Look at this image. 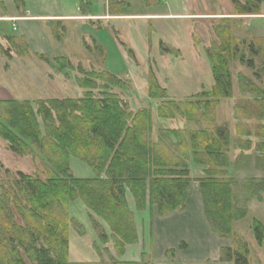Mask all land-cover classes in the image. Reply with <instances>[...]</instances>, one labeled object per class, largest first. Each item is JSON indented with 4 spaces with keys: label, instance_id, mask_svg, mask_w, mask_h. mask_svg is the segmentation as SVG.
I'll use <instances>...</instances> for the list:
<instances>
[{
    "label": "rangeland",
    "instance_id": "374dc122",
    "mask_svg": "<svg viewBox=\"0 0 264 264\" xmlns=\"http://www.w3.org/2000/svg\"><path fill=\"white\" fill-rule=\"evenodd\" d=\"M15 1L18 0H4L6 3L0 4V7H7L10 3V6L15 8ZM35 3L46 13H75L78 18L74 21H55L46 27L30 24L28 31L32 33L30 36L33 38L31 41L27 40L28 46L22 39V60H18L20 65L14 64L11 68L8 61L0 63V90L5 95H11L14 88L8 81L3 83L2 79L4 70L10 72V68L13 72L11 78L18 81L22 77L20 98H32L27 101L34 110L40 100L78 99L86 91H92L95 97L99 98L101 90L81 89L76 79L89 78V73H95L97 76H103L106 81L108 75H113L126 89L110 87L109 92L125 102L132 114L142 109L150 113L152 129L149 141L153 144L159 143L160 132L167 130H178L185 135L188 142V134L191 131L203 128L212 130L215 126L223 125L227 126L230 138L235 143L239 138L238 124L243 125L241 130L244 131L240 138L251 143L249 150L233 148V145L229 148L231 165L236 159L242 169H246L238 172L230 170L226 177L232 178L234 182L233 193L236 202H239L238 207H244L246 200H249V203L245 205V217L232 225L233 237H219L223 247L220 248L216 259L195 260L199 259L197 255L202 251L200 247L211 243V235L209 231L203 236L192 235L189 223L191 218L188 219L187 216L194 215L187 213L182 219L179 218L184 220V226H176L170 219L158 225L152 243L153 249L146 255L142 254V264H234L220 262V251L222 248H230L233 254L240 244H245L248 248L247 264H264V236L259 245L253 234L255 221L263 226L264 231V194L261 195V202L247 196V192H250L254 185L253 182L264 178L263 170L254 169L257 144L263 141L255 136L259 133L262 135L258 126H264V119L258 117L264 114V2L255 15H235L230 0H36ZM19 8L22 9L23 6ZM4 29H1L3 34L6 33ZM220 36H228L231 49L238 48L239 52H243L244 60L252 57L253 67L248 68L239 58L227 56L231 73V97L218 100L197 99L199 94L209 92L213 88L208 54L221 51ZM249 45L258 51L256 56H252L248 51ZM164 48L177 53V56L163 53ZM59 57L68 60L71 68L61 71L53 61ZM4 58L5 55L1 59ZM150 72L166 92L164 97L157 100L147 97ZM97 76L93 78L96 84H106L100 81V78L97 79ZM249 83L254 84L261 93L255 95L251 92ZM13 93L19 98V91ZM208 101L217 103L209 105L211 108L206 111L203 119L196 114L193 119L183 116L189 109L188 104ZM168 103L173 104L169 107L174 117L159 118L158 108H166ZM174 105L178 106V109ZM200 107L204 106L199 105L198 108ZM3 114L0 109V115ZM212 119L213 124H209ZM246 133L251 135L246 137ZM171 139V142H175L174 138ZM33 152L35 155L18 156L9 150L8 143L0 139V194L5 191L12 196L18 173L41 175L45 179L48 164L35 150ZM242 153L252 159L240 160ZM186 163L190 168L191 184L196 178L203 177L200 173L202 170H199L192 159ZM69 168L77 179L95 177L94 172L78 159L70 158ZM192 185L191 195L197 191L195 185ZM128 196L131 200V195ZM69 212L70 217L84 229L83 236L78 234L76 228L69 229L68 260L71 263L111 264V260L137 263L141 258L138 252L140 247L148 249L149 237L146 239L145 236V243L139 242L136 247L127 245L124 253L118 256L111 241L106 245L97 241L88 211L81 201L73 202ZM14 220L18 224L21 223L16 216ZM97 221L109 234V227L102 220ZM199 225L202 226L200 223ZM181 229V235L190 241V250H186L184 243H176V235ZM136 233L138 237L137 230ZM96 242L99 251L94 246Z\"/></svg>",
    "mask_w": 264,
    "mask_h": 264
},
{
    "label": "trees",
    "instance_id": "16d2710c",
    "mask_svg": "<svg viewBox=\"0 0 264 264\" xmlns=\"http://www.w3.org/2000/svg\"><path fill=\"white\" fill-rule=\"evenodd\" d=\"M230 1L235 15L258 14L264 2ZM220 38L221 51L208 54L213 88L199 94L197 99L231 97L227 56L239 58L248 68L253 67L252 57L244 60L243 52L238 48L231 49L228 36ZM247 49L252 56L258 53L252 45ZM162 52L177 56L166 48ZM53 61L61 71L71 68L70 62L63 57ZM88 76L76 81L81 89L101 90L99 98L92 91H86L78 99L40 100L36 110L28 101H0V109L4 113L0 115V139L8 143L12 153L24 157L35 155V150L48 164L45 179L41 175L18 173L12 196L5 191L0 194V264H92L68 260L70 227L76 228L80 236L84 235L83 227L69 214L70 206L76 200L81 201L88 211L97 241L102 245L111 241L116 255L123 254L127 245L138 243L133 213L127 202L128 194L137 211L147 205L150 210L156 208L157 215L163 217L182 210L192 182L186 163L190 159L203 167V177L194 181L198 183L206 222L218 237L232 238V225L245 217V205L249 203L246 200L244 207H238L239 202L233 193L234 182L226 177L231 165L229 148L233 145V148L241 150L250 149L251 143L240 138L244 133L241 130L243 125H237L239 138L235 143L227 126L223 125L212 130L191 131L188 142L178 130H167L160 132V142L153 144L149 141L152 129L150 113L142 109L132 114L125 102L109 92L110 87L126 89V86L113 75H108L106 81L95 73ZM96 76L106 84H96L95 79L93 81ZM248 87L255 95L259 94L254 84L249 83ZM165 93L150 72L147 97L157 100ZM211 103L217 102L190 103L187 115L183 116L193 119L196 114L203 119ZM171 105L168 103L166 108H158V117L173 118ZM199 105L204 107L199 109ZM258 117L264 119V114ZM209 122L213 124V119ZM258 127L262 135L259 133V137H255L263 141L257 144L254 169L264 172V126ZM250 135L245 134L246 137ZM171 137L175 142H171ZM243 155H240V160L252 159ZM70 158L85 163L95 177L75 178L69 168ZM232 168L235 171L246 169H242L236 159ZM253 183L247 196L261 202L264 178ZM15 216L20 224L14 220ZM96 219L109 227V234ZM253 234L260 245L264 231L257 221L253 223ZM97 244L94 246L99 251ZM220 253V262L247 264L248 248L245 244H240L233 254L230 248H222ZM140 257L137 263L111 260V264H142V255Z\"/></svg>",
    "mask_w": 264,
    "mask_h": 264
},
{
    "label": "crops",
    "instance_id": "0c3cea01",
    "mask_svg": "<svg viewBox=\"0 0 264 264\" xmlns=\"http://www.w3.org/2000/svg\"><path fill=\"white\" fill-rule=\"evenodd\" d=\"M35 2L36 0H18V1H15L16 3L15 8L11 7L10 3H8L7 7L6 6L0 7V28L6 29V30L5 29L3 30L4 32H6L5 34H3L2 30L0 29V63H6L8 61L10 63L8 65L11 68L14 67V64L20 65L18 62L22 60V39H24V43H26V46H28L27 40L31 41L33 38L30 36L32 33L28 31V29L30 28V24H35V25H38L39 27L41 25L46 27L49 23H53L55 21H66V20L74 21L76 20V18H78L76 17L75 13H69V15L68 13H62V12L61 13H53V12L46 13L44 11H41ZM2 3H6V2H4V0H0V4ZM21 5L23 6L22 9L19 8V6ZM2 41L4 43H2ZM1 48L3 50H1ZM36 54L38 55V53ZM3 55H5L4 60L1 59ZM11 68L9 69L10 72H8L7 70H4V73H3L4 77L2 79H3V83L4 81H8L12 85H14V88L11 90L12 92L11 95H5L4 92L0 90V101H11V100H14L15 98L18 99L15 101H19V102L20 101L22 102L24 100L30 101L32 98L24 99V100L20 98L22 95V77L18 81H16L15 78H11L10 75L11 73H13ZM16 91L20 92L19 93L20 99L16 96V94L13 93ZM196 166H198L200 171L201 170L203 171V167L199 165H196ZM230 170H233L232 165H231V168L228 170V174L230 173ZM200 173H202L203 175V172H200ZM192 184H194L195 185L194 187L197 188V191H195L196 193L193 195H191V189L193 187ZM192 184H190V187L187 191V198H186L184 208L182 210H177L163 217L157 215L156 208H152L150 210L147 205L145 209L141 211H137L135 208L134 200L132 198L130 200L129 196H127V202L134 215L136 230L138 232V243L139 242L142 244L143 242L145 243V240L148 239L149 237L148 249L143 248V246L142 248L140 247V249L138 250L139 255H142V254L146 255L147 253L151 251V249H153L152 248L153 239L156 237L158 225L159 224L162 225V221H167L170 219L172 224H175L176 226H178V224L179 226H182V225L184 226L185 225L184 220L182 221L180 219H182L184 215H186L187 213H192L194 216L192 217L187 216L188 219L191 218L189 220V223L191 225L190 227L192 228L191 229L192 235H200V236H203L204 234L207 235L206 233L207 231H209L211 235V240H210L211 243L210 244L205 243L200 247L202 251H200L197 255L199 256V259L195 258V260L203 259V260L209 261V259L211 260L216 259L219 253V250L221 247H223V245L220 244L221 242H220L219 237L214 235L213 232L210 230V227L204 218L198 183L193 182ZM199 223L202 226H200ZM139 228H140V231H139ZM201 228L203 230H201ZM181 234H182V229H181V232L176 235L178 236L177 237L178 240L176 243L177 244L184 243L185 246L187 247L186 250H190V247H191L190 241L186 240ZM145 236H147L146 239H145ZM138 243L133 246L135 247L138 246L139 245ZM183 261L185 260L183 259Z\"/></svg>",
    "mask_w": 264,
    "mask_h": 264
}]
</instances>
